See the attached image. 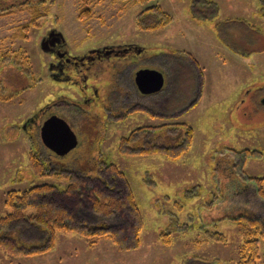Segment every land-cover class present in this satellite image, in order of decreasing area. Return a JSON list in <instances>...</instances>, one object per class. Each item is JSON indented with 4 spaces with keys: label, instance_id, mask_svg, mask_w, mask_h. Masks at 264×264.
<instances>
[{
    "label": "rangeland",
    "instance_id": "374dc122",
    "mask_svg": "<svg viewBox=\"0 0 264 264\" xmlns=\"http://www.w3.org/2000/svg\"><path fill=\"white\" fill-rule=\"evenodd\" d=\"M193 1L100 0L94 7L96 16L83 21L78 17L79 0H0V6L15 8L0 15V217L9 212L7 192H21L43 182L64 184L62 177L34 172L31 154L35 151L46 160L47 155L54 156L49 164L53 170L63 164L60 169L79 171L85 159L98 156L117 164L126 174L144 220L142 240L135 249H121L104 237L59 232L54 247L45 253L19 255L0 247V264H240L245 236L238 216L245 217L247 211L252 218H264V203L255 189L259 182H248V190L242 189L248 186L243 181H238V190L230 186L241 174L264 177V15L259 0H214L218 14L202 20L192 16ZM157 4L174 21L157 31L139 28L138 13ZM37 10L44 16L26 31ZM50 30L60 31L76 55L105 45L136 43L143 51L131 52L137 63L120 67L119 81L122 72L130 81L139 69H165V84L170 87L164 86L165 96H155L140 94L132 85V99L109 98L108 110L114 114L102 118V123L79 111L83 100L79 82L52 76L57 56L43 47ZM163 53L169 55L170 64L163 63L168 59ZM189 54L203 72L202 85L200 70ZM104 77L89 82L101 94L107 84L102 83ZM154 100L160 105L151 114L142 105ZM122 104L128 114L114 109ZM48 106L69 118L79 137L78 146L59 156L58 162L36 130ZM95 108L101 111L96 106L91 110ZM35 115L33 125L29 120ZM175 122L194 128L189 148L178 159L163 153L124 155L119 151L122 138L134 128ZM180 132L168 130L169 138L162 144L175 145L171 138H179ZM240 150L248 155H235ZM94 160L90 164H97ZM218 231L226 234V240L211 235ZM21 239L34 241L28 235ZM260 253L259 264H264V242Z\"/></svg>",
    "mask_w": 264,
    "mask_h": 264
},
{
    "label": "trees",
    "instance_id": "16d2710c",
    "mask_svg": "<svg viewBox=\"0 0 264 264\" xmlns=\"http://www.w3.org/2000/svg\"><path fill=\"white\" fill-rule=\"evenodd\" d=\"M79 1L78 17L80 20L87 21L96 16L94 7L100 0L95 2L91 0ZM133 1L147 3L150 0ZM259 1L260 12L264 15V0ZM192 8V16L202 20L214 18L219 11L218 4L214 0H194ZM14 10L15 8L0 6V15L12 13ZM43 16L44 14L37 10L29 22L30 26H26L25 30H29L28 28L31 26H36L38 20ZM173 20V15L157 4L138 13L137 26L143 30L157 31L167 27ZM161 56L168 58L167 62H163L164 64H170L169 55L163 53ZM189 57L200 70L199 76L202 85L204 81L202 77L204 76L198 66V61L192 54H189ZM156 59L151 61L154 62ZM30 67L28 68L30 69ZM22 70L29 73L27 68L23 67ZM162 72L168 73L165 69ZM133 79L130 78L131 88L132 85L134 87ZM168 130L181 131L179 138H171L175 143L173 146L162 144L166 142L165 138H169L166 136ZM193 135L194 128L188 123L143 125L134 128L129 132V136L122 138L119 151L124 155L163 153L175 160L189 148ZM246 151H236L235 155H243L247 153ZM31 155L32 168L36 174L44 175L47 173L50 176L62 177L65 182L64 184L43 182L21 192L16 190L7 192L5 205L9 208V212L0 217V247L19 255L32 256L45 253L54 247L59 232H76L84 236L104 237L124 250H131L140 246L141 233L144 227L142 212L125 172L117 164L105 158L99 160L98 156L97 161L91 157L85 159L80 165L78 164L79 171L67 168L60 169L64 167L63 164H58L59 168L53 170L49 164L53 163L50 159L55 160L54 156L49 157L47 155L48 159L46 160L35 151ZM58 157L57 162L60 161ZM92 160L97 164H90ZM229 162L231 161L229 160ZM228 165L234 166L235 164ZM254 180L259 182V188L255 186L257 198L264 203V177L241 174L239 178L234 177L230 186L232 189L238 190L241 188L238 181L245 184L247 182L248 185V182L253 183ZM248 187L249 185L242 189ZM211 207H213V203ZM242 216L245 217L240 218L238 216V223L242 224L245 237L240 246L238 262L240 264H259L261 242H264V218L261 216L252 218V215L247 214V211ZM91 217H96L99 221L94 218L92 219L95 222L94 220L90 221ZM84 218L89 221H83ZM40 232L44 233L42 238L39 237ZM27 235L34 241L27 243L21 239ZM211 235L218 236L223 240L227 238L226 234L220 231L212 232ZM164 241L169 242L167 238ZM34 242L36 244H33Z\"/></svg>",
    "mask_w": 264,
    "mask_h": 264
},
{
    "label": "flooded vegetation",
    "instance_id": "af4514ba",
    "mask_svg": "<svg viewBox=\"0 0 264 264\" xmlns=\"http://www.w3.org/2000/svg\"><path fill=\"white\" fill-rule=\"evenodd\" d=\"M43 41L46 49H48L47 51L57 56L56 62L51 65V68L53 69L52 76L63 82H74L76 84L79 82L78 84H80L82 88V97H83L82 102L84 103L82 104V102H80V104H78L79 111H83L86 114H92L93 116H96L97 119L99 118L98 120H100V122L103 123L104 121L103 119H108L110 118V115L114 114V112L108 110L107 103L110 102L109 98L116 97L117 95H121V96L125 95L124 97H126L128 100L132 99L131 97H133L134 94L132 96L130 95V91L132 89L130 90L131 87L130 81L127 79L126 75L124 74L125 72H122V76L120 79L121 81H119L118 74L120 67H123V69H125L127 67H130L131 63L133 64L137 63L135 62L137 60L133 59L132 61L131 52L135 51L136 53L137 52L141 53L143 49L136 43L97 47L95 49L88 50L87 53L85 54L76 55V54H72L69 51V46L66 44L67 42L60 31L50 30L48 35ZM166 76L167 75L165 73V77ZM103 77H104V82L102 83L106 82L107 84L104 87V91H103L104 93L101 94L98 90L99 88L97 87V85L92 84L90 86L89 82L93 78L95 79L99 78L102 80ZM133 83L136 90L140 92V94L145 95V93H142L138 89L135 83V76L133 79ZM166 87L167 89L168 87H170L169 83L168 85H166ZM159 93L165 96L166 88L165 90L162 89L158 92L151 93L148 95L154 94L155 96H157ZM261 103H264V98L262 99ZM125 105H127V103H125ZM125 105L122 104V106H117L116 108L114 107V109L122 112L123 114H128L126 112L128 111V109L126 108ZM159 105L160 103L157 100H154L153 102L149 103V106L145 104H143L142 106L146 111L150 112L151 114L153 113L156 114V111L154 109L159 107ZM94 106L99 108L101 107L100 108L101 111H98L97 108H95V110L92 111L91 108ZM51 108H52L51 106H48L47 109L46 108L43 109V115H41L42 121L40 125L36 126V130H40L43 122L47 118H49L52 114H58L64 117L65 119H67L64 114L60 113L59 111H55L53 109L51 110ZM49 109L51 111H49ZM115 117L120 118L119 116H115ZM36 120H37V115L32 117L29 120L30 121L29 123H32L34 125L36 124ZM67 120L70 122L69 118ZM47 149L51 151L49 148ZM55 155L57 154L55 153Z\"/></svg>",
    "mask_w": 264,
    "mask_h": 264
},
{
    "label": "water",
    "instance_id": "95a60500",
    "mask_svg": "<svg viewBox=\"0 0 264 264\" xmlns=\"http://www.w3.org/2000/svg\"><path fill=\"white\" fill-rule=\"evenodd\" d=\"M135 83L142 93H155L163 89L165 74L158 69H139L135 73ZM40 135L44 145L60 156H65L79 144L77 133L67 119L58 114H52L43 122Z\"/></svg>",
    "mask_w": 264,
    "mask_h": 264
},
{
    "label": "crops",
    "instance_id": "0c3cea01",
    "mask_svg": "<svg viewBox=\"0 0 264 264\" xmlns=\"http://www.w3.org/2000/svg\"><path fill=\"white\" fill-rule=\"evenodd\" d=\"M237 19H240V18L238 17ZM173 21H174V20H173ZM173 21H172V22H173ZM172 22H171V23H172ZM171 23H170V24H171ZM170 24H169V25H170ZM169 25H168V26H169ZM160 30H161V29H160ZM105 46H111V45H105Z\"/></svg>",
    "mask_w": 264,
    "mask_h": 264
}]
</instances>
